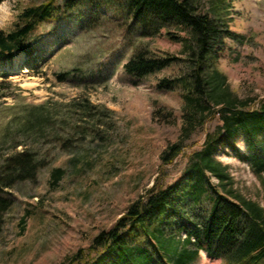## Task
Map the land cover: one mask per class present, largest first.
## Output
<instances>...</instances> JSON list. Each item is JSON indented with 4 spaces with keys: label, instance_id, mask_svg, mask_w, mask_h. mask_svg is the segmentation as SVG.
Here are the masks:
<instances>
[{
    "label": "rangeland",
    "instance_id": "374dc122",
    "mask_svg": "<svg viewBox=\"0 0 264 264\" xmlns=\"http://www.w3.org/2000/svg\"><path fill=\"white\" fill-rule=\"evenodd\" d=\"M42 1L0 0V29L11 30L25 6ZM115 1L102 6L98 22L91 20L86 0L70 17L45 23L37 32L36 58L19 54V67L13 65L8 77L0 76V155L32 148L50 161L35 181L14 188L16 202L0 222V264H59L90 246L156 180L170 184L183 175L184 156L165 166L161 160L167 146L181 138L183 98L179 90L155 87L161 79L177 75L179 67L133 85L124 64L140 46L184 57L183 44L168 32H187L173 27L142 37L139 25L125 13L114 12ZM217 1L195 0L204 10ZM231 6L230 27L241 35L227 38L220 67L242 97L264 98V0H231ZM66 71L71 74L60 80L58 74ZM86 102L113 112L97 121L85 114ZM162 108L174 116L157 117ZM44 119L45 127L36 134L32 127ZM218 122L197 129L186 145L202 143ZM66 139L71 140L64 146ZM239 146L244 150L241 141ZM218 158L229 166L242 193L262 200L261 180L246 162L230 150L220 151ZM56 168L65 174L51 184ZM198 264L224 262L201 252Z\"/></svg>",
    "mask_w": 264,
    "mask_h": 264
},
{
    "label": "trees",
    "instance_id": "16d2710c",
    "mask_svg": "<svg viewBox=\"0 0 264 264\" xmlns=\"http://www.w3.org/2000/svg\"><path fill=\"white\" fill-rule=\"evenodd\" d=\"M83 1L43 0L25 6L11 30L0 29V76L8 77L5 67L13 66L17 55L36 58L41 26L70 17L85 7ZM122 1L120 6L119 0L113 2L114 12L125 13L139 25L142 37L173 27L187 32L185 36L168 32L183 44L184 57L140 46L124 64L133 85L143 83L151 74L179 67L177 75L163 78L155 86L162 92L179 90L183 98L181 138L167 146L161 160L165 166L184 156L187 163L180 179L170 184L156 180L110 228L102 229L90 246L79 248L59 264H198L202 251L224 264H264V192L262 200L247 197L236 186L229 166L218 158L220 151L230 150L250 166L264 191V98L242 97L220 67L227 38L241 35L231 29L227 18L231 0H218L209 10L201 9L195 0ZM111 3L88 0L91 20H101L102 6ZM70 74L62 72L58 78L66 80ZM82 106L85 114L97 121L113 112L107 108L100 111L90 102ZM157 112L163 120L174 116L165 108ZM216 119L218 124L206 132L202 143L186 145L197 129ZM46 121L32 127L36 134ZM49 162L46 155L32 148L0 155V222L16 202L14 188L35 181ZM64 174L63 168L54 169L51 184H57Z\"/></svg>",
    "mask_w": 264,
    "mask_h": 264
},
{
    "label": "bare ground",
    "instance_id": "6f19581e",
    "mask_svg": "<svg viewBox=\"0 0 264 264\" xmlns=\"http://www.w3.org/2000/svg\"><path fill=\"white\" fill-rule=\"evenodd\" d=\"M18 67H19V65L16 63L15 66H14L13 68L16 69V68H18ZM0 68H2V67H0Z\"/></svg>",
    "mask_w": 264,
    "mask_h": 264
}]
</instances>
